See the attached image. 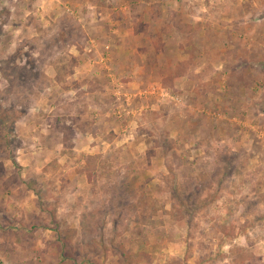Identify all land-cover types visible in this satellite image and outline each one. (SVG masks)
<instances>
[{
  "label": "rangeland",
  "instance_id": "rangeland-1",
  "mask_svg": "<svg viewBox=\"0 0 264 264\" xmlns=\"http://www.w3.org/2000/svg\"><path fill=\"white\" fill-rule=\"evenodd\" d=\"M1 114L0 264H264V0H0Z\"/></svg>",
  "mask_w": 264,
  "mask_h": 264
},
{
  "label": "trees",
  "instance_id": "trees-1",
  "mask_svg": "<svg viewBox=\"0 0 264 264\" xmlns=\"http://www.w3.org/2000/svg\"><path fill=\"white\" fill-rule=\"evenodd\" d=\"M179 65V64H178ZM177 65V66H178ZM182 65H185L184 63H182ZM177 71L176 74L174 76H169L167 77L165 80H163V86L168 87V88H172L173 90L175 89V85H174V81L180 77H182L181 73L179 72L180 68L177 67ZM3 114L0 115V117ZM9 123V120L6 118V126H4L3 128H6L7 125ZM1 125V124H0ZM8 141L6 136H4L3 134L0 135V141ZM9 143V141L7 142V144ZM65 244L61 247V252H62V257H63V261H67L69 260L71 257L65 252L66 248H65ZM125 264H130V263H125Z\"/></svg>",
  "mask_w": 264,
  "mask_h": 264
}]
</instances>
